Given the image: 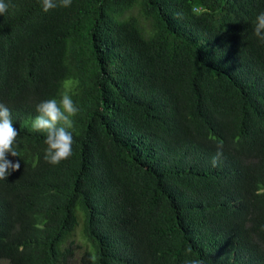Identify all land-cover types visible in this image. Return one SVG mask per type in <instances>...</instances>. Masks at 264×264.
<instances>
[{"label":"trees","instance_id":"16d2710c","mask_svg":"<svg viewBox=\"0 0 264 264\" xmlns=\"http://www.w3.org/2000/svg\"><path fill=\"white\" fill-rule=\"evenodd\" d=\"M11 3L0 103L20 169L0 180V264H69L76 228L77 264H264V0ZM63 94L73 151L52 165L32 121Z\"/></svg>","mask_w":264,"mask_h":264},{"label":"clouds","instance_id":"9594fccd","mask_svg":"<svg viewBox=\"0 0 264 264\" xmlns=\"http://www.w3.org/2000/svg\"><path fill=\"white\" fill-rule=\"evenodd\" d=\"M71 3L72 0H41L44 12L56 7H70ZM11 6V0H0V15L5 14ZM253 35L264 42V11L255 19ZM36 112L38 114L32 121V128L46 134L44 158L48 163L57 165L72 155L74 141L70 129L74 123L72 118L78 114L79 107L70 95L63 94L59 100L52 98L40 102L36 106ZM18 136L19 131L14 127L10 109L0 103V180H6L12 172L20 169V160L13 162L8 159V156L20 155L15 147ZM220 155L222 153L218 151L213 157V166H216ZM185 264H205V261L192 259L185 261Z\"/></svg>","mask_w":264,"mask_h":264},{"label":"rangeland","instance_id":"374dc122","mask_svg":"<svg viewBox=\"0 0 264 264\" xmlns=\"http://www.w3.org/2000/svg\"><path fill=\"white\" fill-rule=\"evenodd\" d=\"M69 249L71 251V259L69 261V264H77L78 258L83 250V240L80 237L79 228H76L74 231L71 240L69 241ZM2 264H7L6 262Z\"/></svg>","mask_w":264,"mask_h":264}]
</instances>
